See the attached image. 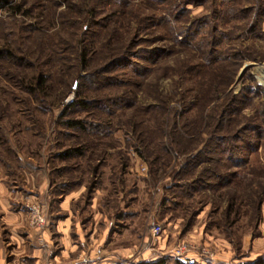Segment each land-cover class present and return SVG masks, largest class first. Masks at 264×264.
Returning <instances> with one entry per match:
<instances>
[{"label":"rangeland","instance_id":"1","mask_svg":"<svg viewBox=\"0 0 264 264\" xmlns=\"http://www.w3.org/2000/svg\"><path fill=\"white\" fill-rule=\"evenodd\" d=\"M2 1L0 264L264 256V0Z\"/></svg>","mask_w":264,"mask_h":264},{"label":"trees","instance_id":"2","mask_svg":"<svg viewBox=\"0 0 264 264\" xmlns=\"http://www.w3.org/2000/svg\"><path fill=\"white\" fill-rule=\"evenodd\" d=\"M3 1L6 2V0H3ZM82 60H84V62H86L85 54L83 55V59ZM44 83H45L44 78L43 77L39 78V84L42 86ZM85 103H86L85 100H81L80 101V104H82L83 106H85ZM78 123H81V122L80 121H74V122L71 121V122H69V124L71 126L72 125H76ZM169 260H171V259L168 258V257H159V258H156V259H144V260H140V261H137V262H131V263H128V264H169ZM175 264H194V263H192V262L188 263V262H185V261L176 260ZM244 264H264V256L254 260V261L247 262V263H244Z\"/></svg>","mask_w":264,"mask_h":264},{"label":"built area","instance_id":"3","mask_svg":"<svg viewBox=\"0 0 264 264\" xmlns=\"http://www.w3.org/2000/svg\"><path fill=\"white\" fill-rule=\"evenodd\" d=\"M143 169L145 170V167H143ZM35 220L38 224H42L44 222V219L40 215H35ZM161 231H162V225L161 224H157L153 227L154 235L160 234ZM88 262L89 261L85 260V259H78V260H75L69 264H89Z\"/></svg>","mask_w":264,"mask_h":264}]
</instances>
